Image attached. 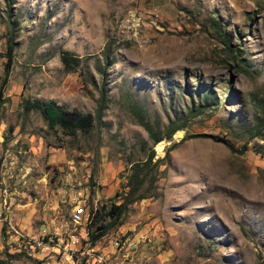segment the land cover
Here are the masks:
<instances>
[{"label": "rangeland", "instance_id": "obj_1", "mask_svg": "<svg viewBox=\"0 0 264 264\" xmlns=\"http://www.w3.org/2000/svg\"><path fill=\"white\" fill-rule=\"evenodd\" d=\"M7 67L0 257L264 264V0H0V83ZM102 85L104 112L87 132L23 108L41 98L95 112ZM150 148L158 177L140 190L152 195L91 242ZM81 205L88 215L75 222Z\"/></svg>", "mask_w": 264, "mask_h": 264}, {"label": "trees", "instance_id": "obj_2", "mask_svg": "<svg viewBox=\"0 0 264 264\" xmlns=\"http://www.w3.org/2000/svg\"><path fill=\"white\" fill-rule=\"evenodd\" d=\"M223 43L227 44L229 48H231L230 41L227 38H223ZM14 47V40L13 36L9 37L8 42V59L9 61L12 58V49ZM234 50V48H231ZM236 50V49H235ZM105 59L107 62L106 65L110 63L109 53L106 52L104 54ZM75 56L68 51L63 50L61 53V59L67 68H72L75 61ZM8 71V67L6 68V73L4 78L0 83V99L2 94V89L6 81V74ZM107 96L104 85H102L98 102L97 108L95 112H82L77 108H68L57 104L54 99H41L35 98L34 100H30L29 98H25L23 103L24 110H28L32 107H35L40 112L42 118L45 120L49 127L59 126L62 129L69 131L71 133L80 130L82 132H87L96 122H100L105 104H106ZM137 119L139 123H141L146 129L152 131L150 125L147 120L144 119V116L139 110L137 109ZM181 126H178V129ZM173 129V131H174ZM171 131L167 136L170 137L173 133ZM186 136L182 137L180 141L184 140ZM162 137L157 136L155 138V142H160ZM160 140V141H159ZM157 142V143H158ZM176 142L172 143L168 149L174 147ZM167 149V150H168ZM155 151L153 148H150L147 151V155L144 160L142 161H133L131 163V173L127 179V190L123 192L121 195V200L118 202H112L110 207L106 210V214L110 215V220L104 221L102 220L99 224L95 226V228L90 233V240L91 242H95L99 237L104 235L108 229L113 226L114 224H119L122 221V217L126 210L128 209L129 204L133 203L137 199L145 198L152 193H146L145 191H141L142 184L147 181L146 189H152L155 187V181L157 179V175L153 172V168L158 165L161 161V158L154 159ZM0 264H15L13 261L8 259L7 257H0Z\"/></svg>", "mask_w": 264, "mask_h": 264}, {"label": "built area", "instance_id": "obj_3", "mask_svg": "<svg viewBox=\"0 0 264 264\" xmlns=\"http://www.w3.org/2000/svg\"><path fill=\"white\" fill-rule=\"evenodd\" d=\"M87 212L84 206L75 207L72 212V219L75 222H79L86 216ZM88 215V214H87Z\"/></svg>", "mask_w": 264, "mask_h": 264}]
</instances>
